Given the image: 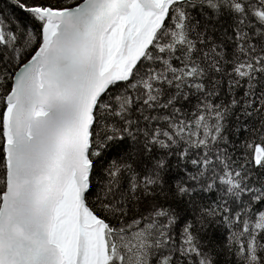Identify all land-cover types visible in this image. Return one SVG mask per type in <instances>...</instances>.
I'll use <instances>...</instances> for the list:
<instances>
[{
	"label": "snow or ice",
	"instance_id": "1",
	"mask_svg": "<svg viewBox=\"0 0 264 264\" xmlns=\"http://www.w3.org/2000/svg\"><path fill=\"white\" fill-rule=\"evenodd\" d=\"M0 264H264V0H0Z\"/></svg>",
	"mask_w": 264,
	"mask_h": 264
}]
</instances>
